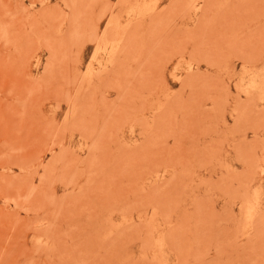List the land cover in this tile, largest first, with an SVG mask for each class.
<instances>
[{"label":"rangeland","instance_id":"374dc122","mask_svg":"<svg viewBox=\"0 0 264 264\" xmlns=\"http://www.w3.org/2000/svg\"><path fill=\"white\" fill-rule=\"evenodd\" d=\"M0 264H264V0H0Z\"/></svg>","mask_w":264,"mask_h":264}]
</instances>
